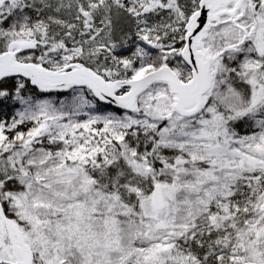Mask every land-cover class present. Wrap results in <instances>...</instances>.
<instances>
[{"label": "snow or ice", "instance_id": "obj_1", "mask_svg": "<svg viewBox=\"0 0 264 264\" xmlns=\"http://www.w3.org/2000/svg\"><path fill=\"white\" fill-rule=\"evenodd\" d=\"M0 264H264V0H0Z\"/></svg>", "mask_w": 264, "mask_h": 264}]
</instances>
